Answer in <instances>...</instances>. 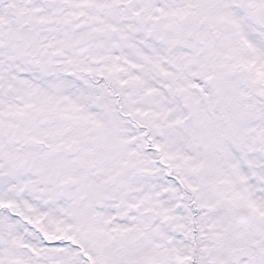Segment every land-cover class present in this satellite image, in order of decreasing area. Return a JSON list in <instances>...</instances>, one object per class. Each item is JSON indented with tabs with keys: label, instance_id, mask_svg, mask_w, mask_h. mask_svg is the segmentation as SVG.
Listing matches in <instances>:
<instances>
[{
	"label": "snow or ice",
	"instance_id": "6c2138e0",
	"mask_svg": "<svg viewBox=\"0 0 264 264\" xmlns=\"http://www.w3.org/2000/svg\"><path fill=\"white\" fill-rule=\"evenodd\" d=\"M0 264H264V0H0Z\"/></svg>",
	"mask_w": 264,
	"mask_h": 264
}]
</instances>
